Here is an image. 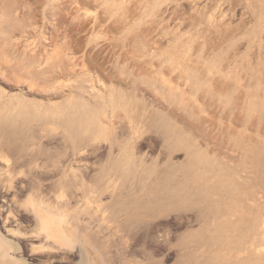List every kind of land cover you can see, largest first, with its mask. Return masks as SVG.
<instances>
[{"label": "rangeland", "instance_id": "obj_1", "mask_svg": "<svg viewBox=\"0 0 264 264\" xmlns=\"http://www.w3.org/2000/svg\"><path fill=\"white\" fill-rule=\"evenodd\" d=\"M86 79L99 95L114 90L123 96L114 98L112 109L71 102L81 98L77 94L80 86L88 85L82 84ZM99 111L107 112L106 116ZM71 116L76 124L82 121L81 125L96 127L84 137L92 134L98 142L81 151L83 142L76 138L80 152L76 155L65 122ZM0 121L1 234L8 235L7 229L17 223L23 225L21 231L31 224L12 195L29 189L31 174L46 171L40 178L42 189L47 193L58 182L55 189H61L72 207L93 215L83 221H89L100 241L110 242L113 264H181V239L211 238L210 225L196 216L212 223L215 205L208 200L203 204L180 201L177 190H195L191 176L176 189L149 176L143 185L151 180L160 184L154 190L163 193L157 196L131 189L130 182L137 184L140 178L116 173L106 155L113 139L118 140L111 142L114 154L123 149L125 140L133 136L128 126L132 124L146 134L139 140L137 155L147 165L158 160V166L175 169L194 146L205 150L194 152L210 180L205 189H225L229 194L221 221L243 214L241 226L229 229L232 236L241 230L246 243L235 237L231 248L241 252L244 264H264V0H0ZM170 125L177 129L162 128ZM4 126L12 131L6 133ZM160 132L175 142L159 140ZM171 146L179 152L162 156L164 148ZM190 163L187 167L193 171ZM71 169L82 171L81 183L71 179ZM179 180L169 175L171 183ZM48 195L54 202V195ZM92 196L96 201L88 203ZM152 196L165 202L144 207L133 202V198ZM255 237L256 248L252 247ZM11 239H17L20 253L10 256L25 258L27 264H74L79 259L59 249L49 250L50 255L31 252V245L39 242ZM203 249L202 255L208 257L206 244ZM200 258L196 255L184 264H197Z\"/></svg>", "mask_w": 264, "mask_h": 264}, {"label": "bare ground", "instance_id": "obj_2", "mask_svg": "<svg viewBox=\"0 0 264 264\" xmlns=\"http://www.w3.org/2000/svg\"><path fill=\"white\" fill-rule=\"evenodd\" d=\"M89 78H91V77H89ZM34 81H36V80H33L32 82L34 83ZM47 81H49V80H47ZM82 82H83V80H82ZM45 83H47L46 80H45ZM42 84H44V82ZM82 84H88V85L80 86V89H82V90L81 91L79 90L80 94H77V96L79 95V97H81V98L79 100L78 99L77 100L76 99L71 100V98H70L71 102H77V104H80V105L85 104L86 106L87 105L88 106L92 105L91 107H93L95 109L102 108L103 105L104 106L106 105L107 108L110 107V109H112L113 108L112 106H113V103H114V98L116 99V98H120L121 96H123L122 92H116V91L112 92L114 90L106 91V92L104 91L105 93H102L101 95H99V94H97L95 92V87H94L92 81L88 80V79L84 80V82ZM94 84L95 85H97V84L101 85L102 83H100V81H98V80H95ZM49 85H51V84H49ZM85 93H86V96L88 94V96L89 97L91 96V97L90 98L89 97L86 98V96L84 95ZM98 93H99V90H98ZM70 96L68 94V97H70ZM68 97L66 99H68ZM141 109H142V107H141ZM116 111H114V112H116ZM94 112H96V111H94ZM99 112H100L101 115H104L103 114L104 111L102 113H101V111H99ZM112 112H113V110H112ZM113 113L111 115H113L112 117L115 118V115L117 116V113L116 114L114 113L115 115ZM106 114H107V112H106ZM106 114L104 116H106ZM169 114H170V112H169ZM78 115H80V114H78ZM139 116H140V114H139ZM146 116H147V114H146ZM121 117H122V114H121ZM128 117H130V116H128ZM119 118H120V116H119ZM134 118H136V117H134ZM149 118H150V116H149ZM145 119H147V118H145ZM68 120L65 121V122H67L66 129L71 133V136L68 137V139H69L68 141L71 142V144H74V147L72 148V151H71L74 155L78 154V152H79V149H77L79 144H77L78 141L75 140L76 138L82 140V142H83L84 146L81 149V151H83L87 147L92 146L95 143L98 144L97 139L95 137H92V134H90L89 138L84 137V135H87L89 132L91 133L92 132L91 130L94 131L96 129L95 126H94L95 128H90V127H88L86 125H83V123L81 125L82 121L78 122V124H76V122H75L73 117L69 121ZM149 120H151V119H149ZM129 121H130V123H132L131 120H129ZM73 124H75V125H73ZM131 125L132 124H128V126L134 131V133L132 132L133 136L132 137L130 136L131 137L130 140L128 138L129 141L125 140V145H124L123 149L122 148L118 149V151H115L116 154H114V152H113V144L111 142L116 143L118 140L115 139L116 142H114L115 140L113 139L114 141L112 140L110 143L108 142L109 143V147H107V148H109V150H108L107 155H106L107 161H111V162L113 161L114 162V163L111 164V166H112V169H114L116 171V173L120 172V173H122V175H123V173H125L124 175L128 174L129 176H138L140 178L139 183H137L138 185L135 182H130L131 189H133V190L134 189H138L137 192H140L141 194H145V195L154 194L155 195V194H158V193H161V192L163 193V191L154 190L156 188L160 189V184H158L154 180L149 181L148 182L149 184L146 183V185H143V182L147 178H149V176L150 177L153 176L156 180H165V182L167 184L164 183L163 186H165V187L166 186H171V187L173 186L174 189L177 188L178 184H179V186L183 187V185L185 184V180L187 179L189 181V179L187 177L191 176V178L193 180V185L191 184V187L195 188V190L189 191V190L185 189L186 187L184 189L177 190L175 193L179 194L178 198L180 199V201L181 200L182 201L193 200V202L191 201L192 203L195 202L197 204H201V203L203 204V200H204L205 202L210 201L212 204L215 205L214 209H216V212L211 215L213 217V220H212L213 222L212 223H210V224L208 223V221H209L208 218H201L200 215L198 217L196 216V219H198V221L202 220V221L205 222V224L210 225L211 228L210 229L208 228L209 229L208 231H211V238H209V240H207V241L206 240H204V241L203 240L202 241H191L192 240L191 238H189L190 240H187L185 238H183V239L180 238L181 240H180L178 246H179V249H180L179 258H180L181 264H184L187 259L195 257L196 255L197 256H201V258H200L201 261H196L197 264L198 263L201 264V262H203L205 264H226L227 262H228V264L233 263V262H238L239 264H244V263H242L241 252L240 251L239 252L233 251L234 247H232L233 248L232 249L231 248V246H232L231 244H233L232 242H236L235 241L236 239H238L237 242H239V243H241V241H243V242L245 241V243H246V240H241V234H240L242 232L241 230H240V232H238L239 233L238 236H234V235L232 236V235H230L232 231L229 229V227L230 226L232 227L233 225H238L239 227L241 226V223H242V217L241 216L243 214L242 215L240 214L241 216H239V217H236V218L234 217L235 219H232L233 216H231V215L230 216L232 218L229 219L230 218L229 217L227 220L225 219V217L224 218L222 217L223 219L221 221V219H220V215L221 214L220 213H221V210L225 207V203L227 202V201L225 202V199H226V196L229 195V194L226 195L225 189L211 190V191L208 190V189H205V188H208V185H206V183H209L210 180H209L208 177H205L204 176L205 174H203V172L201 171V170H203L202 169V163L199 161L200 159H196L195 155H197V153H194V152H197V151H200V150H202V151H205V150L201 149V147H199V146H194L192 148L193 149L192 151H187L186 150L187 152L185 153L184 161L182 163H179L175 169H172L171 165H168V164H162L161 166H158V164L156 162L158 160L153 161V163H151L150 165H147L145 163V160L143 159V157L140 156V155H137V154H139V153H137V145L140 143L139 140H140V138H142L143 135H146V134H144L143 131L141 132V127H138V126L136 127L135 124H134L135 126H131ZM141 126H143V125H141ZM91 127H93V126H91ZM125 127L126 126H124V128ZM113 128L114 127H111L110 129H113ZM162 128L164 130H166V131L167 130H175V129H177V127H174V126H171V125L170 126H164ZM102 129H104L103 126H102ZM183 129H185V128H183ZM3 130L6 133L9 132V131H12V129L10 127H7V126H4ZM193 130H194V127H193ZM196 131H198V129ZM121 132H122V128H121ZM126 132H129V131H126ZM92 133H94V132H92ZM113 133H114V131H113ZM122 134H124V133L122 132ZM100 135L102 136V134H100ZM158 138H159V140H162L163 142H167V140H170L171 143L175 142V139H170V136H164V133H161V132L158 134ZM124 139H126V137ZM48 140H50V141L52 140L53 141V138L48 139ZM201 141L203 142V140H201ZM198 143H200V142H198ZM71 144H70V147L73 146ZM216 146H217V144H216ZM117 147H119V145ZM178 150L179 149L177 148V146L175 148H173V146L167 147V148H164V153L161 154V155L162 156L164 155L165 158H169V157H171V155L173 153L177 152ZM70 156H68V157H70ZM202 160H205V159H202ZM189 162H191L192 165H193V169H194L193 171H191L187 167L186 163H189ZM41 168H42V170H45L44 167H41ZM54 169H55V171L60 172V173L64 172V170L61 167H59V166H54ZM77 169H79V168H77ZM77 169H75V170H77ZM206 169H207V166H206ZM75 170H72V169L70 170L71 171V179L74 182L75 181H79V182L83 181L84 179L81 180V174H80L81 170L80 171H75ZM47 174H48V172H46V171H42L40 173L38 171L35 174H31V176L28 178L29 189L24 191L25 193L21 191V192H18L19 195L15 194L13 196V201H14L15 205L17 206V208L21 209L24 212V215L28 218V219L27 218H25V219L29 220L31 222V224L25 225L24 226L25 227L24 231H21V227L23 225H21L19 223H17V227H16L15 224H13V225H15L16 228H13V227H12L13 229L10 228V227L8 229L5 228V229H7V234L9 235V237L11 236L12 238H15V239L19 238V237H26V238H30V239H32L34 241L39 242V245H37V246H34V243H33V245H31V252H43V251L47 252L49 250L52 251V249H56L55 251H57V249H59V250H63L64 252H67L69 254H76L79 257V259H78V261L74 260L75 261V263L73 262L74 264H113L112 263V257L110 255V251L111 250H109L111 248V246L109 245L110 242H108V241H104V242L100 241V239H98L99 237L97 238L98 234L91 230L90 223H88L89 221L88 222L83 221L85 217H88L89 220H90L91 218H93V215L91 216L86 211H81L77 207H74V206L72 207V205H70V199L66 198V196L63 194L61 189H55L58 186V182H53L51 184L50 191L49 192L47 191V193H45V191H46L45 189H42V185L43 184L41 183L42 182L41 176H44V175H47ZM172 174L176 175L177 177H180V180L178 182L171 183V181H169V175H172ZM211 180H214V179L211 178ZM7 184H8L7 187L10 188L11 187V182L7 183ZM83 184H84V182H83ZM188 186H190V185H188ZM191 187H190V189H193ZM86 190L83 188L82 192L84 194H86L87 193ZM196 190H198V191H196ZM109 191H111V190H109ZM91 192L89 193L90 196L92 194H94V193H91ZM231 192H234V191H231ZM49 193H52L51 196L54 195V202H50L51 201L50 200L51 197L49 199V195H48ZM200 193H203V196H201V197H196L195 196L196 194H200ZM234 194H236V193L234 192ZM18 196H20V198ZM21 196H22V198H21ZM155 196H157V195H155ZM96 197H97V195H96ZM96 197L95 198L93 196L90 197L92 199L94 198L93 201H92V199L88 198V203H94L96 201ZM97 199H98V197H97ZM233 199H234V197H233ZM233 199H232V202H234ZM133 200H134L133 201L134 203L142 205L143 207H144V205L146 203L165 202V200H162V198L161 199L160 198L155 199V197H153V196H152V198H147L146 197V199H144V200L138 199V198H133ZM206 200H208V201H206ZM174 201L176 202L177 200H174ZM242 202L243 201H241V203ZM178 205H179V203H178ZM180 205H179V207H181ZM191 209H192V207H191ZM199 209L200 208H198V210ZM224 209H226V208H224ZM181 213H183V212H181ZM188 214H185V215L188 216ZM7 215H8V213H7ZM164 216H165V214H164ZM183 218H184V216H183ZM205 219L208 220V221H205ZM7 220H9V219H7ZM15 220L17 222L18 218L15 219ZM142 220H144L143 217H142ZM13 222H15V221H13ZM200 223H202V222H200ZM242 225L244 226V224H242ZM186 226H189V225L186 224ZM186 232L188 233V230H186L184 233H186ZM233 232H234V230H233ZM8 235H6V236H8ZM6 236L3 235V233L1 234V232H0V264H27L25 262V260H24L25 258L24 259H19V260H16V259L14 260V258L10 256V254H13V255L17 254L18 255L20 253V247H19V244L16 242L17 239L15 241L14 239H11V237L7 238ZM202 236H204V235H202ZM200 237H201V234H200ZM235 237H237V238L235 239ZM201 239H202V237H201ZM253 239H254V237H253ZM220 241L221 242L223 241V243H222L223 245L222 246L219 245ZM247 241H248V239H247ZM239 243H238V245H239ZM205 244H206V246H208V249H209L208 250V253H209L208 257H204L202 255V254H204L203 246ZM258 244H259L258 243V239H257V237H255V242L253 243V246L252 245L251 246L256 248ZM236 245L237 244H235V246ZM242 246H244V245H242ZM50 251L48 252V254L50 253ZM63 251H61V252H63ZM251 252H253V251H251ZM77 256H76V258H78ZM198 260H199V258H198ZM244 260L245 259H243V261Z\"/></svg>", "mask_w": 264, "mask_h": 264}, {"label": "flooded vegetation", "instance_id": "obj_3", "mask_svg": "<svg viewBox=\"0 0 264 264\" xmlns=\"http://www.w3.org/2000/svg\"><path fill=\"white\" fill-rule=\"evenodd\" d=\"M17 192H18V190H16ZM12 197H13V195H12ZM12 197L10 198V200H12Z\"/></svg>", "mask_w": 264, "mask_h": 264}]
</instances>
